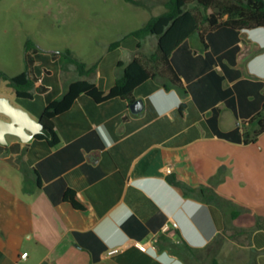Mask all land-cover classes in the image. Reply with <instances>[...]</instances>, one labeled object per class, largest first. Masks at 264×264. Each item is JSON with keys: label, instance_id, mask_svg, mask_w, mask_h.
I'll list each match as a JSON object with an SVG mask.
<instances>
[{"label": "crops", "instance_id": "0c3cea01", "mask_svg": "<svg viewBox=\"0 0 264 264\" xmlns=\"http://www.w3.org/2000/svg\"><path fill=\"white\" fill-rule=\"evenodd\" d=\"M170 62L179 87L149 79L133 102L83 93L54 118L57 145L0 144V264H264V132L244 141L264 118V28L198 30ZM65 72L44 69L46 92L20 106L39 120L83 79ZM95 74L108 92L123 67Z\"/></svg>", "mask_w": 264, "mask_h": 264}, {"label": "rangeland", "instance_id": "374dc122", "mask_svg": "<svg viewBox=\"0 0 264 264\" xmlns=\"http://www.w3.org/2000/svg\"><path fill=\"white\" fill-rule=\"evenodd\" d=\"M154 3L147 1L151 6L148 9L124 0H0V73L16 76L25 70L26 44L31 41L39 49L35 76H42L44 69L65 72L55 56L67 50L88 67L100 65L106 74H116L120 70L118 62L127 61L138 42L129 33L165 11L164 1ZM120 40L121 47L110 50L111 44ZM155 45L147 39L138 54L149 56ZM64 74L69 82L79 77L72 65ZM90 78L97 79V75ZM0 97L25 111L20 105L30 104L18 99L4 81H0Z\"/></svg>", "mask_w": 264, "mask_h": 264}, {"label": "trees", "instance_id": "16d2710c", "mask_svg": "<svg viewBox=\"0 0 264 264\" xmlns=\"http://www.w3.org/2000/svg\"><path fill=\"white\" fill-rule=\"evenodd\" d=\"M124 1L134 6L147 7L144 0ZM191 4L194 7L191 8ZM164 6V13L152 17L144 27L128 35L139 41L137 49L141 48L142 40L155 36L158 41L154 52L145 57L135 55L127 65L120 63L119 66L123 67V75L108 92L100 90L89 81L91 75L96 73L97 65L88 67L85 62L74 57L70 50L55 56V59L61 63L62 69L67 70L69 65L75 66L79 77L83 79L70 83L59 99L45 107L39 118L44 125V133L38 135L37 140H46L50 146L58 144L59 139L54 130L53 120L57 115L67 111L80 94L84 93L98 103L117 97L132 101V94L139 85L157 77L168 78L173 85L179 87L180 82L172 68L170 58L172 53L198 30L206 31L221 26L233 30L264 28V0H168ZM121 43V40L114 42L110 50L118 48ZM38 53L37 46L28 41L25 70L16 76L0 73V81L6 82L18 99L32 101L37 94L46 92V88L39 84V79L33 70ZM255 120L258 122V128L253 130L252 134L247 132L244 134L246 143L254 141L264 132V118L258 115L253 121ZM221 136L229 138L228 134ZM169 181L186 189L173 177H170ZM65 197L72 205L80 207L71 190H68Z\"/></svg>", "mask_w": 264, "mask_h": 264}, {"label": "water", "instance_id": "95a60500", "mask_svg": "<svg viewBox=\"0 0 264 264\" xmlns=\"http://www.w3.org/2000/svg\"><path fill=\"white\" fill-rule=\"evenodd\" d=\"M143 102L137 100L131 105L133 114L142 111ZM44 133V125L27 111L13 105L8 98L0 97V144L7 145V136H15L26 144Z\"/></svg>", "mask_w": 264, "mask_h": 264}, {"label": "built area", "instance_id": "2783aa9c", "mask_svg": "<svg viewBox=\"0 0 264 264\" xmlns=\"http://www.w3.org/2000/svg\"><path fill=\"white\" fill-rule=\"evenodd\" d=\"M174 226L176 227L177 225L174 224ZM166 229H167V226H166ZM137 245H138V247H139L141 250L146 251V247H145L144 245H141V244H139V243H138ZM119 251H120L119 249L114 248V249L110 250V251L108 252V254H109V255H114V254H117ZM26 257H27V254L22 255V258H23V259H25Z\"/></svg>", "mask_w": 264, "mask_h": 264}]
</instances>
